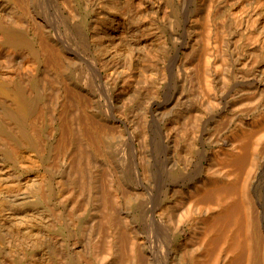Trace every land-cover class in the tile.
<instances>
[{
    "label": "bare ground",
    "instance_id": "6f19581e",
    "mask_svg": "<svg viewBox=\"0 0 264 264\" xmlns=\"http://www.w3.org/2000/svg\"><path fill=\"white\" fill-rule=\"evenodd\" d=\"M0 264H264V0H0Z\"/></svg>",
    "mask_w": 264,
    "mask_h": 264
}]
</instances>
